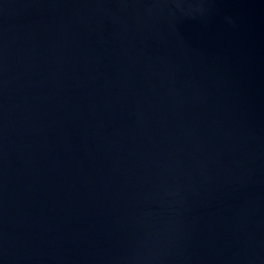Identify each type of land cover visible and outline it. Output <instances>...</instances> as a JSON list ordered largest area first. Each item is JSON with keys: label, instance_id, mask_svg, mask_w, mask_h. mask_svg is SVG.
<instances>
[{"label": "water", "instance_id": "1", "mask_svg": "<svg viewBox=\"0 0 264 264\" xmlns=\"http://www.w3.org/2000/svg\"><path fill=\"white\" fill-rule=\"evenodd\" d=\"M0 264H264V0H0Z\"/></svg>", "mask_w": 264, "mask_h": 264}]
</instances>
